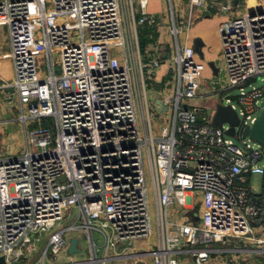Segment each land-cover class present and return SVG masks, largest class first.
Listing matches in <instances>:
<instances>
[{
	"label": "built area",
	"instance_id": "2783aa9c",
	"mask_svg": "<svg viewBox=\"0 0 264 264\" xmlns=\"http://www.w3.org/2000/svg\"><path fill=\"white\" fill-rule=\"evenodd\" d=\"M149 1L0 0L13 69L0 88L5 104L20 112L27 138L26 151L0 157L4 264H18L49 231L43 254L32 264L55 261L51 254L68 252L76 235L66 234L73 230L85 235L91 255L64 264H105L119 243L152 234L149 179L158 227V246L151 253L157 264H184L181 253L191 255L193 264H206L229 239L251 241L253 248L237 249L264 254V236L256 230L264 223V143L243 136L264 110V11L234 17L221 28L228 78L217 93L239 115L235 131L242 142L237 143L227 133L228 123L199 118L198 109L185 103L205 96L198 91L203 66L194 47L180 42L182 28L192 22L177 16L174 0L167 1L175 90L164 93L173 80L146 72L160 69L161 52L150 58L149 50L141 51L139 28L164 25L147 11ZM205 5L206 0H188L186 7ZM233 8L220 5L225 13ZM151 81L164 93L156 108L171 113L159 135L151 117ZM253 174L262 176L257 191ZM196 191L203 196L201 220L171 219L175 204L194 207ZM72 208L78 209L79 224L56 229Z\"/></svg>",
	"mask_w": 264,
	"mask_h": 264
},
{
	"label": "rangeland",
	"instance_id": "374dc122",
	"mask_svg": "<svg viewBox=\"0 0 264 264\" xmlns=\"http://www.w3.org/2000/svg\"><path fill=\"white\" fill-rule=\"evenodd\" d=\"M182 3V4H181ZM188 3V0H174L175 8L176 11H180L181 13L184 14V8L186 7V4ZM245 7L242 6H234V9L232 12H227V15H231V13H234L237 11L239 8L242 10V12L247 10V6L244 4ZM154 9L155 12H157V17L158 19L162 20L164 22V25H169V13H170V3L167 0H151L150 1V10ZM161 12V13H159ZM159 14H163L160 15ZM226 14V13H223ZM155 15V14H154ZM187 28H182L181 33H180V40L183 41L185 30ZM173 38H169L168 41L171 43L170 50H171V58H169V62L166 63L170 66V70H168V74L166 75V78L168 79L171 78L173 80V85L169 89H166L164 93L167 92H173L175 90V75L177 71V63L173 58V55L175 53V37L172 36ZM172 40V41H171ZM153 48V45L150 46ZM153 52H149L150 58H153ZM54 60H55V70L57 74L62 73V65H61V59H60V52L55 51L54 52ZM165 64V68L166 65ZM217 65L220 68V73L219 75L215 76L214 74L211 73L209 70L208 66L206 69L202 72L201 75V86L199 87L198 91L200 93H204L205 96L203 98L197 99V98H186L185 103L193 106L198 109V116L199 118H202L203 116L207 115L209 117H212L214 114V108L212 106V102H225L224 97L222 98L219 94L215 93V89L220 88L222 85L227 83V72H226V65H225V59L224 55L222 54L221 57L218 58L217 60ZM163 69V67L161 68ZM147 73H150L151 77H155V74H161V71L158 70L157 68H152L149 71H146ZM151 86L149 87L150 91V107L152 110V123H153V128H154V133L155 135H159L160 130L162 125L165 123L166 119H168V116L171 115L170 112H165L161 109H157L155 105V100L159 96L163 95L164 93L162 92V86H160L157 83H154V86H152V81L150 82ZM12 109V108H11ZM261 113V112H260ZM19 114L20 112L17 111L16 109L10 110L9 108L6 109V112H4L0 116V129L4 130V134L6 137L5 143L3 144L2 151H0V157L4 156H10V155H15L19 153H23L24 151L27 150V138H26V132H25V127L24 124L21 120H19ZM47 120H44L43 122L45 123ZM39 122L37 121L36 123H29L28 124V129H30L33 126L38 125ZM235 142L241 143L242 139L241 137L235 136L233 137ZM31 148H34V145L31 144ZM164 171L162 170V173ZM262 176L259 174H253L251 178V185L254 190H259V186L261 184ZM249 183V181H248ZM149 193H150V203H151V212H152V228L153 232L152 235L150 236L149 241L146 239H140L138 241L133 242L132 244L129 243H122L120 245L119 249H122L123 247L130 246L131 248L129 251H132L131 249H135L136 251H142L146 250L147 252H152L157 249L158 246V227H157V217H156V206H155V197H154V191L153 187L151 184V181L149 179ZM176 208H179V204H175ZM173 207V206H172ZM183 210V209H182ZM201 213V212H200ZM199 213V214H200ZM183 214H176L174 217H171V219H174V221L178 222L183 219ZM79 212L77 208H72L71 210H66L64 214V219L59 223L56 229L59 228H64L67 226H70L74 223L79 224ZM50 232H46L42 234L41 240L38 242V248L37 250L31 252L29 255H27L25 258H23L21 261H19L18 264H32L35 262L40 254H43L44 248L46 247L49 239ZM71 235H76L80 238V246L82 247L81 252L74 253L73 255L69 254L67 251H61L57 255L51 254V257L55 259V261L58 264H63V263H68L70 261H80V260H87L89 259L91 255L90 251V246L89 242L87 241V238L85 235H83L81 232L73 230L70 231L66 234V237H70ZM96 239L99 241V235L97 232H95ZM228 243H233L235 247H244L245 248H253L254 244L251 241H240V240H235V239H229ZM246 251V250H244ZM251 251V250H250ZM50 253V252H49ZM247 253V252H246ZM246 253H243L242 255H247ZM248 253L249 252L248 250ZM256 253V252H254ZM220 253H212L211 254V260L207 262L206 264H213L215 262L214 257L219 255ZM235 251H230L227 252L226 257L233 260V258L236 256ZM253 255V254H250ZM180 260L184 262V264H193L188 261V256H182L178 255ZM230 256V257H229ZM191 257V256H190ZM146 258H148L149 264H157L154 259V255H148ZM192 261V257H191ZM239 261V260H237ZM105 264H120L119 262L113 261V260H108L106 261Z\"/></svg>",
	"mask_w": 264,
	"mask_h": 264
},
{
	"label": "crops",
	"instance_id": "0c3cea01",
	"mask_svg": "<svg viewBox=\"0 0 264 264\" xmlns=\"http://www.w3.org/2000/svg\"><path fill=\"white\" fill-rule=\"evenodd\" d=\"M150 1L147 7V11L149 13L157 15V12H155L154 9L150 10ZM230 3L233 4V6H236V4L241 3V6L243 5V7H245L244 6L245 4L247 6V10L242 12V10H240L241 8H239L234 13H231V15H229V13L228 15L227 13L223 14L225 12H222L220 10V5L221 4L225 5ZM233 9L230 12H232ZM261 11H264V0H206V5L204 8H200L197 6H193L189 8L185 7L184 14L181 13V10L178 12L176 11V14L182 21H186L187 19L191 20L192 24L190 28H187L185 30V34L183 35L184 36L183 41L180 40V42L182 44H188L190 46H193L195 49L196 41H200L201 49L203 53V59L195 50L196 58L202 64L203 71L208 66L211 73L217 76L220 73V68L217 65V60L223 54L222 39H221L222 26L227 22H229L234 17L246 13L251 14V12L254 14L255 12H261ZM160 15L163 14H159V16ZM157 31H158V37L154 43L149 44L147 51L149 50V52L150 51L158 52L159 50L161 52L162 64L159 69L161 71V74H159V76L157 74V79H160V78H165V76L168 74L167 71L171 69L170 66L166 63L169 62V58H170L169 55H171V50H170L171 48L169 46L171 43H169L168 39L173 37L170 34L169 27L167 25H163L161 28H157ZM151 45H153V48L150 47ZM10 48L11 46H10V37H9L8 28L6 26L0 25V85L3 84L4 80H10L13 77ZM210 63H213V66L210 65ZM165 64L168 65L166 66V68L164 67ZM162 67L163 69H161ZM218 91L219 88L215 89L214 92L217 93ZM3 92L4 90L0 88V116L4 112H6V109L8 108L10 110L14 109V107L11 109L9 106L5 104L3 98L4 97ZM216 104H217L216 102L214 101L212 102L214 111ZM5 140L6 137L4 134V130L0 129L1 151L3 148V144L5 143ZM191 195L193 198L192 201H194L193 202L194 207L179 206V208H176V206H173L170 208V217H174L176 214H183L184 217L181 221L195 222L201 220L202 212H203L202 193L200 191H196V192H192ZM256 230L259 235L264 236V223L257 224ZM150 236L142 239H146L149 241ZM122 243H127V242L119 243L116 249H112L107 253L110 255V260L119 262L120 264H136L137 261L142 260L145 264H149L148 258L146 257L148 255H152L151 252H147L146 250L136 251L133 248L131 249L132 251H129V249L131 248L130 246H126L123 247L122 249H119ZM237 248L239 247H235L233 243H228L226 249H224L222 252H217L220 254L214 257L215 262L213 264H264V254L254 253L253 250L249 251L251 253H248L247 249L238 250ZM230 251H235L237 253L232 261L230 258L228 259L226 257L227 252ZM243 253H246L247 255H242ZM180 255L184 257L188 256V261L191 262V257H190L191 255H189L188 253H181ZM45 264H58V263L52 259H49Z\"/></svg>",
	"mask_w": 264,
	"mask_h": 264
},
{
	"label": "water",
	"instance_id": "95a60500",
	"mask_svg": "<svg viewBox=\"0 0 264 264\" xmlns=\"http://www.w3.org/2000/svg\"><path fill=\"white\" fill-rule=\"evenodd\" d=\"M251 14H253L251 12ZM195 50L203 59V53L201 49V42L196 41ZM213 66V63H210ZM217 74V72H216ZM157 104H161V99H156ZM212 121L220 126L224 123L229 124V129H227V133L236 136L235 126L240 123V118L237 111L232 107L231 104H224L219 102L216 104L214 114L212 116ZM243 136H250L253 140L264 143V110L262 114L257 118L254 125L252 127H246L243 133ZM0 151H1V143H0ZM80 239L77 236H71L69 239L68 252L73 255L74 253L81 252L82 248L79 246ZM5 263V257H0V264ZM136 264H145L142 260L137 261Z\"/></svg>",
	"mask_w": 264,
	"mask_h": 264
},
{
	"label": "trees",
	"instance_id": "16d2710c",
	"mask_svg": "<svg viewBox=\"0 0 264 264\" xmlns=\"http://www.w3.org/2000/svg\"><path fill=\"white\" fill-rule=\"evenodd\" d=\"M140 47L141 51L147 52L149 44L154 43L158 37L157 28L143 26L139 28Z\"/></svg>",
	"mask_w": 264,
	"mask_h": 264
}]
</instances>
